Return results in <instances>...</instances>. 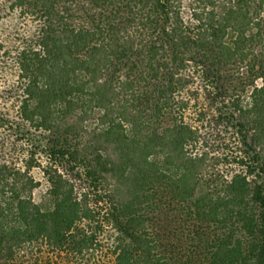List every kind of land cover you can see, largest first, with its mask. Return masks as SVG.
Instances as JSON below:
<instances>
[{"label": "trees", "instance_id": "trees-1", "mask_svg": "<svg viewBox=\"0 0 264 264\" xmlns=\"http://www.w3.org/2000/svg\"><path fill=\"white\" fill-rule=\"evenodd\" d=\"M78 1L11 5L0 264H264V0Z\"/></svg>", "mask_w": 264, "mask_h": 264}, {"label": "rangeland", "instance_id": "rangeland-1", "mask_svg": "<svg viewBox=\"0 0 264 264\" xmlns=\"http://www.w3.org/2000/svg\"><path fill=\"white\" fill-rule=\"evenodd\" d=\"M13 1L0 0V41L5 45V49L0 52V111L14 114L15 101L11 98H5L6 96L3 98V90L15 82L17 78L15 66L17 51L26 46L38 32V22L35 15L23 16L18 10L17 12L12 10ZM101 13L107 14L108 12L95 7L89 0L76 2L70 11L71 21L76 26H91L92 20ZM4 61L6 62L4 63ZM87 125L90 129L94 126L93 122H89Z\"/></svg>", "mask_w": 264, "mask_h": 264}]
</instances>
